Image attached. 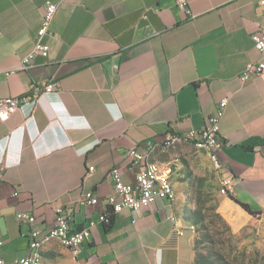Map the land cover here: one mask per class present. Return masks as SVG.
Returning a JSON list of instances; mask_svg holds the SVG:
<instances>
[{
  "label": "crops",
  "instance_id": "0c3cea01",
  "mask_svg": "<svg viewBox=\"0 0 264 264\" xmlns=\"http://www.w3.org/2000/svg\"><path fill=\"white\" fill-rule=\"evenodd\" d=\"M45 1L0 0V98L58 83L32 110L0 122V258L15 264L27 255L30 226L17 213H32L45 232L65 208L71 228L90 225V237L76 257L57 240L45 244L40 264H194V232L171 202L112 214L109 229L99 217L110 211L111 168L135 181L128 149L152 144L154 164L162 140L200 131L224 98L218 175L233 189L220 196L219 212L234 232L253 215L264 221V81L239 80L246 64L264 61L251 39L264 28L261 7L250 0H186L183 8L177 0H49L58 10L45 38L48 57L25 71L21 61ZM253 139L259 145L242 147ZM86 193L98 202H83Z\"/></svg>",
  "mask_w": 264,
  "mask_h": 264
},
{
  "label": "built area",
  "instance_id": "2783aa9c",
  "mask_svg": "<svg viewBox=\"0 0 264 264\" xmlns=\"http://www.w3.org/2000/svg\"><path fill=\"white\" fill-rule=\"evenodd\" d=\"M250 1L255 2L261 7L262 15L264 16V0ZM177 4L183 8L186 6V0H177ZM57 10V3L49 0L45 1L40 27L37 31L33 48L21 61L22 70H29L36 58L48 57L49 46L45 42V38L52 34L51 25ZM194 17V15H191V18ZM251 39L254 49L264 57V28L252 34ZM253 77H259L264 81V61L258 60L246 64L239 75V80L243 84ZM57 89L58 83L56 82L45 85L41 91L35 85H32L30 90L21 97L0 98V122L7 121L13 112L26 106L32 110L42 95L55 92ZM228 102L229 98H224L218 103L215 113L206 118L204 126L200 131H189L182 135V137L192 139L201 144L204 153L214 161V169L217 173L221 171V162L218 158V152L223 143L220 136L219 123L224 115ZM173 137L162 140L160 144L168 145V141ZM152 146V144H149L146 146V149L133 147L128 149L125 153V157H128L133 164L138 166V171L133 183H125L123 181L119 168L113 167L109 171L108 178L111 182L112 191L105 200L107 206L111 210L109 214H118L123 210L136 212L154 204L158 200L173 203L175 199V188L172 180H160V172H154L145 165V158L148 157V151L152 149ZM92 170L93 169L90 168V171ZM219 183V193L224 196H230L233 189L232 180L226 177H219ZM13 195L17 196V193ZM82 201L86 204H96L98 198L92 193H86L82 196ZM72 215L73 212L70 209H56L53 226L49 230L42 232L36 227V218L32 213H17L16 216L18 221L29 225L30 231L28 233L27 255L19 259L15 264H36L37 260L34 253V245L43 235L63 236L66 241V249L69 250L73 257H76L82 250L84 243L88 241L91 227L87 225L79 230L72 229ZM107 217L108 214L103 213L99 219L104 224L107 222ZM174 223L177 225L175 220ZM1 246L2 242H0V247ZM0 264L6 263L0 258ZM81 264H90V262L84 261Z\"/></svg>",
  "mask_w": 264,
  "mask_h": 264
},
{
  "label": "rangeland",
  "instance_id": "374dc122",
  "mask_svg": "<svg viewBox=\"0 0 264 264\" xmlns=\"http://www.w3.org/2000/svg\"><path fill=\"white\" fill-rule=\"evenodd\" d=\"M155 163L173 182L175 217L194 232V264H264V221L253 215L232 231L219 212V175L206 153L183 140L159 144Z\"/></svg>",
  "mask_w": 264,
  "mask_h": 264
},
{
  "label": "bare ground",
  "instance_id": "6f19581e",
  "mask_svg": "<svg viewBox=\"0 0 264 264\" xmlns=\"http://www.w3.org/2000/svg\"><path fill=\"white\" fill-rule=\"evenodd\" d=\"M182 138L190 141L195 148L204 152L201 144L197 143L196 141H194L192 139H188L186 137H182ZM180 140L181 139L179 137H173L168 141V143H173V142L180 141ZM212 164L214 167V161H212ZM145 165H147L149 167V169H151L154 172H160V180H170L169 173L167 171H161L160 169H158V167L155 164L148 162L147 158H145ZM175 197H176V193H175ZM176 223L178 224L177 220H176ZM53 240H57V241L61 242L66 247V241H65L63 236H60V235H43V236H41L39 238V240L34 245V253H35L36 260H37L36 264L41 263V258H42L41 254H42L43 246L45 244L53 241Z\"/></svg>",
  "mask_w": 264,
  "mask_h": 264
},
{
  "label": "trees",
  "instance_id": "16d2710c",
  "mask_svg": "<svg viewBox=\"0 0 264 264\" xmlns=\"http://www.w3.org/2000/svg\"><path fill=\"white\" fill-rule=\"evenodd\" d=\"M175 136H176V137H179L181 140H184V141H186V142L192 144L190 141L185 140L184 138H182V135H175ZM253 145H259V141H257L256 139L250 140V141H248L247 143L242 144V147H243L244 149H246V150H251ZM233 200H234V199H233ZM234 201H235V200H234ZM237 203H238V202H237ZM238 204H239V205L242 207V209H244L246 212H248V213H250V214H255L254 212H252V211L250 210V208H249L247 205L242 204V203H238ZM110 211H111V210H110ZM110 211L107 213V214H108L107 222L104 223V226H105L106 229H109L110 226L112 225V219H113V216H112V214H109Z\"/></svg>",
  "mask_w": 264,
  "mask_h": 264
}]
</instances>
